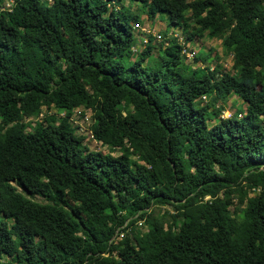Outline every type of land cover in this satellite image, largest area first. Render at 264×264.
<instances>
[{"label":"trees","instance_id":"obj_1","mask_svg":"<svg viewBox=\"0 0 264 264\" xmlns=\"http://www.w3.org/2000/svg\"><path fill=\"white\" fill-rule=\"evenodd\" d=\"M129 1L220 40L234 72L153 36L133 60L114 0H0V264H264V0ZM230 96L244 117L222 118Z\"/></svg>","mask_w":264,"mask_h":264},{"label":"rangeland","instance_id":"obj_2","mask_svg":"<svg viewBox=\"0 0 264 264\" xmlns=\"http://www.w3.org/2000/svg\"><path fill=\"white\" fill-rule=\"evenodd\" d=\"M13 1L14 0H4V3H3L4 9L11 8ZM49 1L51 3V0ZM109 9L110 10L114 9L117 14L119 12L120 14L118 15L120 17L126 16L130 20L129 21L130 25L133 28H135L136 25H140L142 28H146L150 30V32H152L153 34H157V35L160 34L165 37L166 36L168 37V34L174 33V32L179 34L181 39H178V38L177 39H174V38L166 39L165 40L166 42H163L165 44V47L171 44L174 40L177 43H185L186 53L198 54V55L200 53L206 54V55L210 54L211 55V63H210L211 69H213L216 64H219L222 69V72H229V73L234 72L233 71V63H234L233 55L225 53L223 46H222V42L220 40H212L206 36L202 38H195L193 40H189L188 35L193 30V27H195L193 23H191L187 27V29H184V27L182 26H171L169 25L167 21V17L162 14L157 15L155 19L151 20L147 17L148 15L143 10V7L141 4L136 3V2H131L129 0H114V2L110 3ZM136 16L141 18V22H135L133 18ZM142 31L140 29L139 30L134 29V37L137 41V44L135 45L133 49L134 50L133 60H135L137 58V55L141 53L145 48L143 40L146 37L143 34L144 31L143 32ZM159 43H162V42H160L159 39L155 38L154 44L157 45ZM157 56H158V49L154 50L152 57H157ZM195 59H189L188 56L183 55V62H185V64H188L192 68V70H197L200 68L199 66H197L198 64L195 62ZM147 64L148 63H145V65ZM205 102H208V100ZM218 106H222L224 108L222 118H225V119L231 118L234 115V113H238L239 110H242V114L239 116L240 118H242L244 117V113L247 111V104L235 96H230L227 100H219ZM76 111L78 112H75V114L79 117L76 119L77 123L75 124V126L77 127V134L85 138L84 142L87 143L91 147L92 150L100 151L104 154L109 153L110 150L108 147L102 145L99 142L96 143V141H93L90 138L88 140L86 138V133H88V130L91 129V126L95 122L93 119L92 112L90 110H84L83 108L76 109ZM47 113L50 115H53V114H56L57 111L55 108H51V109L44 108L40 119H42L44 115H46ZM85 117H89V118L86 119ZM261 120L263 121V124H264L263 117L261 118ZM26 122H28L29 124L27 132H32L33 128L36 125L37 120L28 119ZM215 123L216 121L214 120L209 121L210 126H213ZM112 155L118 156L120 155V151L117 149L116 152L113 153ZM19 190L21 191V189ZM257 193H258L257 190L256 191L253 190L250 193V196H254ZM34 201H37L40 203H46V201L40 197H35ZM234 202L237 203V200H235ZM166 210L167 208H164V207L156 208L154 212V216L155 217L160 216L161 218L163 217V220L167 221L168 218L164 215ZM143 224L144 223H140L139 225L141 232L147 231V228L144 227L145 225Z\"/></svg>","mask_w":264,"mask_h":264},{"label":"built area","instance_id":"obj_3","mask_svg":"<svg viewBox=\"0 0 264 264\" xmlns=\"http://www.w3.org/2000/svg\"><path fill=\"white\" fill-rule=\"evenodd\" d=\"M135 29H137V30H143L142 32H143V34L145 35V39L143 40V43H144V45H145V47H146V45L148 44V41H149V37L150 36H153L154 38H156V39H159V41L160 42H166L165 40L166 39H171V38H174V39H181L180 38V35L179 34H177V33H170V34H168V37L166 36H163V35H157V34H153L152 32H150V30H148V29H146V28H142L140 25H136L135 26ZM180 46H182L183 47V51H182V54L184 55V56H188V58L189 59H195V57H196V54H191V53H186V48H185V43H178ZM198 65L197 66H199V67H202V68H205V66H204V64L203 63H201V62H199V63H197ZM196 66V67H197ZM75 112H78V111H76V110H74L73 111V113L69 116V120L71 121V123L73 124V125H75L76 123H77V121H76V119L77 118H79L76 114H75ZM58 116L59 117H61V118H66L67 117V115L65 114V113H62V114H58ZM86 119H88L89 117H85ZM86 138H87V140L90 138L91 140H93V141H96L95 139H94V136H93V131H92V129H90V130H88V133H86ZM96 143H97V141H96ZM210 199V197H207L206 198V200H209Z\"/></svg>","mask_w":264,"mask_h":264}]
</instances>
